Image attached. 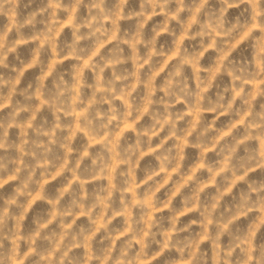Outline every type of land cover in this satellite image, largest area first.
Segmentation results:
<instances>
[{
    "label": "clouds",
    "instance_id": "obj_1",
    "mask_svg": "<svg viewBox=\"0 0 264 264\" xmlns=\"http://www.w3.org/2000/svg\"><path fill=\"white\" fill-rule=\"evenodd\" d=\"M0 264H264V0H0Z\"/></svg>",
    "mask_w": 264,
    "mask_h": 264
}]
</instances>
